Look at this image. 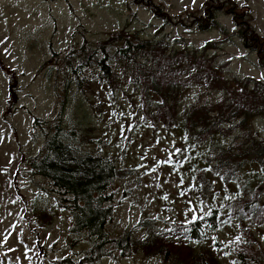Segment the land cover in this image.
I'll return each mask as SVG.
<instances>
[{"label":"rangeland","instance_id":"rangeland-1","mask_svg":"<svg viewBox=\"0 0 264 264\" xmlns=\"http://www.w3.org/2000/svg\"><path fill=\"white\" fill-rule=\"evenodd\" d=\"M137 1L0 0V264H192L196 255L216 264H264V207L257 220L239 222L237 228L232 224L211 230L204 224L201 240L186 233L194 215L202 217L220 205V211L232 210L236 201L231 197L244 192L239 187L245 188L244 168L221 169L206 157L233 137L256 131L264 135V117L253 111L247 114L246 132L230 125L221 133H207L217 135L199 143L139 110L144 100L140 88L146 82L123 72L124 62L142 56L139 48L120 55L107 79L93 65L79 66L71 51L86 38L99 40L120 28L137 31L156 46L169 42L182 47L181 39L191 46L207 41V51L226 61L224 78L264 84L262 44L258 41L257 49L245 46L232 12L226 10L250 13L251 26L264 38V0H154L168 16ZM205 6L214 8L224 29L183 24L198 21ZM143 60L131 67L148 70L152 61ZM77 78H86L82 88ZM179 80L189 84L181 88L183 108L226 98L220 82L202 83L190 76ZM224 110L223 116L234 113L232 107ZM55 115L65 126L79 125L84 148L111 155L118 168L107 187L112 216L105 230L111 241L104 256L97 257L96 250L90 255L96 257L92 261L86 256V232L72 230L70 196L30 165L43 143V122ZM169 153L172 163H160L169 160ZM260 169L264 174V167ZM259 193L264 203V189ZM126 234L129 245L123 250L115 242Z\"/></svg>","mask_w":264,"mask_h":264},{"label":"trees","instance_id":"trees-1","mask_svg":"<svg viewBox=\"0 0 264 264\" xmlns=\"http://www.w3.org/2000/svg\"><path fill=\"white\" fill-rule=\"evenodd\" d=\"M137 2L147 6L155 14L161 10L160 5L154 0ZM213 10L212 6H205L204 14L199 16L198 21L183 24L187 26L194 24L199 29H206L209 26L224 29ZM226 10L232 12L234 22L238 26L237 32L245 46L257 49L258 41L262 44L259 47L261 51L259 59L261 66L264 67V55H262L264 54V38L258 35L253 25L251 26L250 13L245 16L237 15L230 8ZM162 12L168 16L167 13ZM140 38L145 37H139L137 31L129 33L120 28L111 31L107 37L99 40L92 41L86 38L71 51L79 66L93 65L101 77L107 79L114 74L111 72L113 71L112 66L118 63L120 55L127 54L133 47L139 48L142 56L123 63V72L129 74L132 79L146 82L145 89L140 88L144 100L141 102L142 107L138 105L139 110H142L145 116H149L157 124L162 123L167 128L180 130L184 137L199 141V143L206 142L217 135V133L206 135L207 133L215 130L221 133L230 125H236L246 132L245 127L249 124L247 114L253 111L264 117L262 113L264 112V84L259 80L246 77L233 76L232 81L224 78L221 73L222 69L227 66L226 61H220L215 53L207 51L210 48V42L206 41L200 46H191L181 39L184 42L182 47L172 46L169 42L156 46L150 45L153 42L149 39L140 40ZM68 52L69 50L64 56H67ZM142 57L152 61L148 70L131 67L132 64L143 63L144 58ZM184 76H190L192 80L202 81V83L204 80L212 81L214 84L220 82L225 88L224 91H227L226 98L206 101L203 106L197 107L196 105L190 108L191 104H189L184 108L181 107L179 103L181 88L189 85L179 80ZM85 79L77 78V85L82 88ZM226 107H232L234 113L230 116H223ZM43 123H45L41 127L44 135L43 143L36 155L30 158V165L36 173L45 176L56 190L70 196L68 198L69 209L74 220L72 230L86 232L90 244V250L86 256L90 261L95 260L96 257L90 255L96 250L99 252L97 257L100 254L104 256L107 252L106 245L111 241L105 230V223L112 216V206L107 204L110 199L107 187L114 171L117 173L118 168L111 155L94 153L84 148L85 133L80 131L79 125L73 123L65 126L59 115ZM233 138L234 140L230 143H218V150L213 152L215 155L210 154L206 160H214V165H220L221 169L231 170L237 166L239 172L244 168L240 173L244 177L246 189L242 185L239 186L244 192L231 197L236 201L232 210L220 211L222 205L213 206L208 213L202 216V219L199 217L191 220L187 224L186 233L194 240L202 239L201 231L204 224L210 225L211 230L232 224L237 228L240 225L239 222L247 219L257 220L263 212L264 203H262L263 198L260 197L259 192L264 189V174L260 173V168L264 167V135H259V131H256L246 133L242 139L240 136ZM235 142L238 143L235 144ZM235 147L237 151L233 150ZM247 169L255 170L249 173ZM252 181H254L253 185ZM252 194L255 196L249 198ZM218 213L219 219L217 218ZM221 213L225 215L221 216ZM218 224L220 225L217 226ZM115 243L117 247L127 249L129 245L127 234ZM166 256L169 257L167 251ZM194 258L192 264H216L202 260L200 255ZM65 261L68 262V260ZM55 262L62 263L59 260Z\"/></svg>","mask_w":264,"mask_h":264},{"label":"snow or ice","instance_id":"snow-or-ice-1","mask_svg":"<svg viewBox=\"0 0 264 264\" xmlns=\"http://www.w3.org/2000/svg\"><path fill=\"white\" fill-rule=\"evenodd\" d=\"M180 152V150H177V153H179ZM171 156H172V154L171 153H169V160L168 161H162V162H160V163H168V164H171L172 163V160H171ZM153 171H155V169H153ZM165 199H166V197H165ZM193 211H194V209H193ZM201 219H202V217H200ZM197 219V216H193V220H196Z\"/></svg>","mask_w":264,"mask_h":264}]
</instances>
